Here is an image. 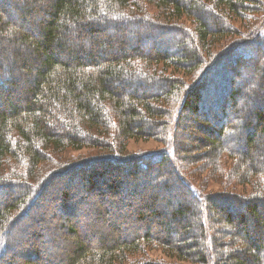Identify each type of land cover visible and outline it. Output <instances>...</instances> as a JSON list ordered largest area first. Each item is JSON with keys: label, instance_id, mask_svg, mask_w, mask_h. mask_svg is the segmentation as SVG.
Here are the masks:
<instances>
[{"label": "trees", "instance_id": "obj_1", "mask_svg": "<svg viewBox=\"0 0 264 264\" xmlns=\"http://www.w3.org/2000/svg\"><path fill=\"white\" fill-rule=\"evenodd\" d=\"M261 11L264 0H0V103L6 106L0 110V264H59L57 255L40 262L48 249L40 236L67 251V264H264V240L255 238L264 235V21L255 16ZM236 18L263 23L244 24L246 33L214 49ZM196 71L191 85L179 78ZM48 122L65 129L52 131ZM179 126L195 149L176 145ZM147 130L167 133L163 147L126 153V141ZM106 139L112 146L101 143ZM83 147L96 149L93 158L52 174L76 186L73 196L56 189L51 197L65 221L72 214L60 201L78 207L93 190L98 207L105 194L119 197L106 205L112 226L113 217L141 219L142 211L124 216L115 204L129 207L146 187L167 186L176 171L173 158L199 162L208 177L240 185L244 194L224 189L208 197L191 180L174 176L190 193L169 191L173 201L165 205L175 209L163 213L166 224L157 233L116 229L88 249L71 231L75 242L62 246L40 233L45 217L36 219L33 208L50 181H31L49 160L46 152L60 158ZM154 204L142 207L162 215ZM210 209H220L223 224L204 214ZM102 213L94 211V220ZM19 226L22 233H13ZM176 227L180 233L171 238ZM155 248L175 262L148 257Z\"/></svg>", "mask_w": 264, "mask_h": 264}, {"label": "rangeland", "instance_id": "obj_2", "mask_svg": "<svg viewBox=\"0 0 264 264\" xmlns=\"http://www.w3.org/2000/svg\"><path fill=\"white\" fill-rule=\"evenodd\" d=\"M153 15L155 14H159V10L152 12ZM252 13V17H253ZM256 19L262 18V20L264 21V12H258L256 15ZM151 19V18H150ZM263 21L259 20V22L263 23ZM258 22V20L255 22L250 21V20H240L238 18H236L235 20L229 22L230 24V34L225 37L221 38V41L218 43L219 45L216 48H220V47H224L225 45H227L230 41L236 39L237 37H239L242 33H246V28L243 27L244 24H248L250 26L255 25ZM258 22V23H259ZM240 28V29H239ZM253 28V27H252ZM241 30V31H238ZM98 36H101L98 35ZM120 36V35H119ZM122 37V36H121ZM158 39V38H157ZM161 39V38H159ZM112 51L116 49V47L111 48ZM145 49V46H144ZM212 49V50H214ZM28 52H30V48L27 49ZM204 52V51H203ZM262 52H263V48H262ZM211 53V52H210ZM60 56H64V53H59ZM254 62H256V60H254ZM250 70V69H248ZM198 71L193 72V74L189 75L188 77L185 76H179V78L183 77L184 80H186L187 84L191 85L194 80L196 79V77L198 76ZM23 82L24 84H28L29 83V77L24 74L23 76ZM188 85V86H189ZM241 103L239 102V105ZM4 108H6V106H4ZM1 103H0V110H5ZM168 108H165L164 110H167ZM181 113L178 114V118L179 116L181 117ZM177 118V119H178ZM63 122V119L61 121ZM186 123L188 124V126H191V121H186L183 120L181 121V124ZM49 127L51 128L52 131L55 132H60V131H64V127L62 126V128L58 129L56 128L55 124L53 122H48ZM217 125H215V128ZM204 127L207 128V126L204 124ZM176 126H174V130H175ZM191 127H189L190 129ZM68 129V128H67ZM187 131V129H185ZM178 133L175 134L174 139L176 138L178 141H176V145L177 142H179V144L181 146H183L184 148H193L195 149V146H192V144H194V141H192L190 139V137L187 135V133H183L180 130V126H179V130H176ZM192 133V132H191ZM143 136L141 135V137L138 138H133V139H128L126 141V146H125V151L126 153H131L133 155H138V153H142L145 151H156L159 150L163 147L164 145V138L167 136L166 132H161L159 134H152V132L150 133L148 130L146 131V133L142 132ZM197 135L199 137L201 136V133H197ZM156 136V138H154ZM178 136V137H177ZM218 138V137H217ZM222 139V138H221ZM111 141L106 139L104 141H101V143H106V147L108 146H112ZM185 145V146H184ZM189 146V147H188ZM177 148V147H176ZM96 152V149L91 148V147H83L81 149H67L64 153H62L63 155H60L61 157L59 158L58 155H53L50 154V152H46L47 157H49V160L47 161V163H44L43 165H40V169L37 171V178L35 180H32V184H36L37 182H43L46 183L47 181H50V183H48V185H46L43 194L40 196V198H36L37 203L35 206H33L34 210H36V219L39 217V215H43L44 221H39L38 224L40 227H38L39 229L41 228L40 233L45 234L43 236H47L50 239L54 238V239H58L60 244L63 245H67L68 247L71 246L73 244V242H75V237L70 233L71 231H75L76 235H78L80 237V239L82 240V242L86 245H88V249L92 248L93 245L95 244L96 241V237H106V234L108 233H115L116 229L118 230V232H122V233H126L127 235L134 233V232H139L141 231L140 229L143 227H149L150 231H152L153 233H157L156 229L157 227H164V225L166 224V220H164L163 213H169L172 212L175 207L174 206H166V200L169 201H173V198L170 196L169 191H172V195H177L180 197H184L186 194L189 195L190 191L188 188L184 187H180L178 186V183L176 182L175 177L182 176L184 177V180H191L190 182H192L194 185H197L201 190H203V194H206V196H211L212 194H215L216 191H221L224 189L227 190H232V192H236V193H240V194H244L241 192L240 188L242 186L240 185H234V186H228L226 187V185H222V182L219 181V179H215V177H208L207 176V172L206 170H200L197 166V164L199 165V162L196 161H191L189 163H181L178 162L175 158L172 159V166H174L176 168L175 173L173 172V176L169 174V179H167V186H163V187H154L153 189L146 187L144 189V191H142L143 189H141V193H138L136 195H134L132 197V201H130L132 203V205H130L129 207L124 206L123 203H118L115 204L116 207L114 208V210L116 212H119L121 214H124V216H133L134 218L137 217V213L136 211H142V216L141 219H133L130 222L126 223V222H121V220H117L118 218H114L113 220H115V225H117L115 227L112 226L111 219H109L110 215L108 213V215L106 214V205H110V202H114L116 199L119 200V197H111L108 196L106 197V194L104 195V200L102 201L103 204L100 205V207H98V201H97V197L99 192L97 190H93L92 192L89 191H85L86 192V196H84L85 198L82 200L81 204L77 205L74 203V201L70 200L68 202L61 203L62 204L64 210L67 209L70 212V214H72V217L68 216V221H65L66 219L64 218L63 213L59 212L60 208H56L55 204L58 200H56V202L54 203V200H51V197L55 194L56 189L59 190H65L70 192L71 190V195L73 196L74 191L76 190V186L73 183L72 185H74L73 189H71V187L69 186L68 188V182L66 181V179L63 178H53L52 174L55 173L56 170L59 171V169H57L58 166H66V168L70 167L71 165H73L75 162H79L82 161V159H91L93 158V154ZM195 152H191V155L194 154ZM92 156V157H91ZM195 156V155H194ZM199 157H194L195 160H198ZM74 160V161H72ZM71 163V164H70ZM187 165V166H185ZM194 168V169H193ZM193 170V171H192ZM98 171V170H97ZM194 173V174H192ZM168 174V172H165L162 174L163 175ZM150 176H154L153 173L150 174ZM195 176L198 177L199 180L195 179ZM148 175L146 176L147 179ZM53 178V179H52ZM163 178V177H162ZM120 179H122V177H120ZM202 179H205L202 184H197L200 183V181ZM97 180V179H96ZM94 180V181H96ZM98 181V180H97ZM164 181V180H163ZM78 183V180L76 181ZM29 183V182H28ZM98 184V183H96ZM39 185V184H38ZM99 186V184H98ZM39 188V187H38ZM12 192V191H11ZM10 192V194H11ZM18 192V191H17ZM15 194V193H14ZM46 195V196H45ZM81 196V195H79ZM72 198V197H71ZM68 199V198H67ZM156 199V201L160 202L161 204H154L153 200ZM59 202V201H58ZM63 202V201H62ZM154 204L156 208L159 209L160 212H162V215H154L152 214V212L149 211V209H144V207H142L145 204ZM38 204H42V207H38ZM59 205V203H58ZM136 205L141 206V208H137ZM60 206V205H59ZM234 207V206H233ZM100 208V209H99ZM100 210V212L102 211V215L100 216V218H97V220H94V217L92 216V214L94 213V211ZM220 209H210V211L208 210H203L204 214L207 213L211 214L215 219H217L220 223L224 222V218H223V213L218 211ZM114 211V212H115ZM67 212H65L67 214ZM34 215V214H33ZM113 216V215H112ZM71 218V219H70ZM250 218V217H248ZM245 219L243 220L240 225L241 226H245L244 223H248L250 222L249 219ZM39 219V218H38ZM70 219V220H69ZM109 219V220H108ZM163 219V220H162ZM168 219V217H167ZM165 221V222H164ZM163 222V223H162ZM27 223V222H26ZM215 223V222H214ZM172 226L177 225L176 223H171ZM210 225V224H209ZM24 227V226H23ZM22 226H19V229L16 231L13 230V233L16 232V234L22 233ZM210 227V226H209ZM177 232H171L169 230L168 234L171 238H176L178 236V234L180 233L178 230V227H176ZM26 236V235H25ZM160 238H163V234L158 235ZM18 237V236H17ZM41 237L40 236V245L42 248H46L48 245V249L46 250L47 255H44L43 253H41V255L44 257H42L41 255H38L40 257V262L42 263V260H46L50 263L49 257H53L52 255H57L58 258H61L62 261L59 264H67L68 263V253L66 251V254L63 253V248H61V246H50L49 244H47L46 242L44 243V241H41ZM261 238L262 240H264V235L262 233H257L255 238ZM39 241V240H38ZM94 241V242H93ZM46 246V247H45ZM65 251V250H64ZM43 252V249H42ZM9 254V253H8ZM7 254V255H8ZM147 256L150 258H155V259H160L162 261L165 262H175V260L173 258L167 257L162 251L158 250L157 248L155 249H148L147 251ZM6 255V256H7ZM214 258V257H213ZM24 259H18L19 262H21ZM160 261V262H162ZM38 264V263H35ZM181 264H190V263H181Z\"/></svg>", "mask_w": 264, "mask_h": 264}]
</instances>
